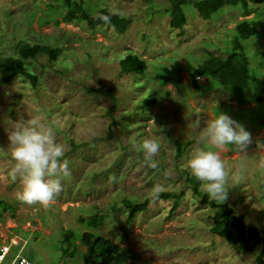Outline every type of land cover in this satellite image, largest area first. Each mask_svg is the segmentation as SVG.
<instances>
[{"label": "rangeland", "instance_id": "374dc122", "mask_svg": "<svg viewBox=\"0 0 264 264\" xmlns=\"http://www.w3.org/2000/svg\"><path fill=\"white\" fill-rule=\"evenodd\" d=\"M84 1L130 17L126 32L119 35L103 26L92 31L84 23L61 21L60 16L55 17L57 25L53 21L39 24L49 0H0V56L16 55L21 40L60 50L52 63L44 55L36 58L33 71L39 82L35 87L18 77L0 82V199L14 207L12 217L7 212L0 217V245H25L20 252L30 264H80L85 248L78 241L73 257H61L62 232H83L86 229L78 218L97 211L105 217L94 231L130 249L138 264H257L264 244V93L259 104L247 93L242 102L205 77L196 79L200 88L195 89L188 75L190 67L208 52L217 54L227 48L232 29L242 19L240 10L224 9L208 21L187 10L184 34L178 36L164 13L168 0H149L153 12L144 0ZM252 8L256 11L249 12L247 19L263 7L253 4ZM244 44L250 66L263 73L264 37L255 35ZM125 50L145 60L151 80L143 75H117L116 62ZM163 66L178 75V86L160 85L153 79ZM88 86L113 87L112 116L122 125L108 128L107 110L113 102L108 96L88 93ZM144 95L153 96L155 102L140 108ZM218 113L242 125L251 134L249 145L256 147L240 150L229 145L220 150L204 142L202 131ZM34 118L52 128L69 162L62 190L48 205L20 202L16 195L20 181L8 177L14 161L7 133L14 122ZM94 138L91 146L70 143ZM145 138L160 144L153 158L156 168L146 166L142 153L133 147V142L139 145ZM176 141L182 148L178 158L174 157ZM197 148L218 151L224 161L228 190L223 203L241 215L246 226L258 230L260 242L253 251H240L211 233L213 209L190 201L185 175L190 173L187 160ZM155 184H161L163 191H183L177 210L171 214V201L157 199L126 223L121 199L142 201L151 196ZM115 204L118 207L112 209Z\"/></svg>", "mask_w": 264, "mask_h": 264}, {"label": "trees", "instance_id": "16d2710c", "mask_svg": "<svg viewBox=\"0 0 264 264\" xmlns=\"http://www.w3.org/2000/svg\"><path fill=\"white\" fill-rule=\"evenodd\" d=\"M46 4V10H41L42 16L39 18V24H45L53 21L57 25L56 16H60L61 21L66 23H84L90 30H96L100 27L111 28L115 33L122 35L126 32L127 27L131 23V18L118 13L111 12L105 5L94 7L88 5L84 0H49ZM149 3V0H144ZM253 4L262 5L261 13H256L250 19L246 16L252 10ZM148 8L151 12L154 7L149 3ZM239 9L242 19L237 21L232 29L231 39L222 54L208 52L206 57L190 67L188 75L190 84L193 88L199 89L200 85L196 83V79L205 77L209 82L229 93L237 96L240 101H246V93L250 94L254 102L259 104L262 100L261 94L264 93V72L259 73L249 64V57L246 52L245 41L258 35L264 37V0H168V6L164 13L169 17L168 26L172 30H177L178 36L184 34V26L186 25V11H195L202 21H208L224 9ZM16 55L0 56V82L8 83L15 78H20L30 86L35 87L39 82L38 76L33 71L35 60L39 55H44L47 62H54L60 54V50L55 45L44 44L43 42H27L19 41L16 44ZM125 54L117 60L118 76H145L151 80L146 74V62L137 53L132 50H125ZM153 79L160 85L168 83L178 86L180 78L178 75H172L171 70L167 66H163L158 73L153 75ZM85 90L90 94L108 96L113 104L107 110L110 118L108 128L115 124L122 125L112 116V109L116 106L114 98V89L112 86H88ZM155 102L153 96L144 95L139 105L140 108L152 105ZM253 121V120H252ZM254 122V121H253ZM264 124V123H263ZM97 138L92 139L88 143H72V147L91 146ZM256 145H248V148H255ZM232 148V147H231ZM182 154V148L178 141L175 142L174 157L178 158ZM185 184L191 191L192 203L208 206L213 209V214L209 216L211 225L210 232L224 241L230 242L236 248L243 252H251L260 242L259 232L252 226H246L241 215H236L233 209L226 203H220L208 197L200 186V182L190 173L185 175ZM183 191H163L157 199L170 200L171 207L169 212L174 213L180 205ZM151 196L142 201L131 198H123L120 201V208L125 213L126 223H130L136 214L147 210L149 204L154 203ZM118 207L116 204L112 209ZM8 213L10 217L14 215V207L12 204L0 199V217L4 213ZM104 215L99 212L89 214L88 217H79L78 222L82 224L86 230L74 233L71 230L62 232L61 246L59 251L61 257H73L77 252L78 241L85 248L81 255L80 264H138L131 253V250L120 247L94 231L104 222ZM123 237H125L124 226L120 227ZM20 228L16 231L19 233ZM25 246V245H24ZM19 246L11 247L9 254L5 256L4 264H8L17 253ZM71 249V251H69ZM12 252V253H11ZM23 251L20 255L23 256ZM11 253V254H10ZM264 244H262L261 252L256 258L257 264H263ZM25 257V256H23ZM29 261V260H28ZM30 262V261H29ZM13 264H17L14 262Z\"/></svg>", "mask_w": 264, "mask_h": 264}, {"label": "clouds", "instance_id": "9594fccd", "mask_svg": "<svg viewBox=\"0 0 264 264\" xmlns=\"http://www.w3.org/2000/svg\"><path fill=\"white\" fill-rule=\"evenodd\" d=\"M201 135L204 142L220 150L229 145L244 150L251 143V134L224 113L209 121ZM7 142L14 161L8 177L13 182L19 179L21 185L17 199L27 205L50 204L62 190V177L69 175L65 148L57 143L52 128L35 118L14 122L7 133ZM133 147L142 153L146 166L157 167L153 159L160 151L157 140L145 138L139 145L133 142ZM187 167L209 198L219 204L225 201L228 190L225 163L218 151L195 149L187 160ZM163 190L161 184L153 185L151 198L157 199Z\"/></svg>", "mask_w": 264, "mask_h": 264}, {"label": "built area", "instance_id": "2783aa9c", "mask_svg": "<svg viewBox=\"0 0 264 264\" xmlns=\"http://www.w3.org/2000/svg\"><path fill=\"white\" fill-rule=\"evenodd\" d=\"M23 246L24 245L21 246V243H19V249L17 253L13 257V259L8 262V264H13L14 262H16L17 264H30V262L25 257L20 255V249ZM11 247H12V243H9V242L3 245H0V264H4L3 261L5 259V256L9 254V250Z\"/></svg>", "mask_w": 264, "mask_h": 264}]
</instances>
